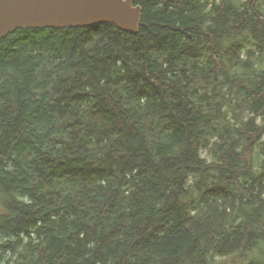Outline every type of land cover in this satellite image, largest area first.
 <instances>
[{
    "label": "trees",
    "instance_id": "16d2710c",
    "mask_svg": "<svg viewBox=\"0 0 264 264\" xmlns=\"http://www.w3.org/2000/svg\"><path fill=\"white\" fill-rule=\"evenodd\" d=\"M135 4L0 41V264H264V0Z\"/></svg>",
    "mask_w": 264,
    "mask_h": 264
},
{
    "label": "water",
    "instance_id": "95a60500",
    "mask_svg": "<svg viewBox=\"0 0 264 264\" xmlns=\"http://www.w3.org/2000/svg\"><path fill=\"white\" fill-rule=\"evenodd\" d=\"M141 15L142 7L135 0H0V41L17 29H62L103 23L137 33Z\"/></svg>",
    "mask_w": 264,
    "mask_h": 264
},
{
    "label": "rangeland",
    "instance_id": "374dc122",
    "mask_svg": "<svg viewBox=\"0 0 264 264\" xmlns=\"http://www.w3.org/2000/svg\"><path fill=\"white\" fill-rule=\"evenodd\" d=\"M251 47L254 48L255 44L252 43ZM263 67H264V57H263ZM260 251L261 250L259 249L257 250V252ZM247 257L248 256L245 253L239 251L232 254H224V255L217 254L212 258L213 260L211 264H247L249 261ZM261 258L264 261V256H262Z\"/></svg>",
    "mask_w": 264,
    "mask_h": 264
}]
</instances>
